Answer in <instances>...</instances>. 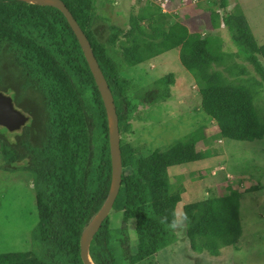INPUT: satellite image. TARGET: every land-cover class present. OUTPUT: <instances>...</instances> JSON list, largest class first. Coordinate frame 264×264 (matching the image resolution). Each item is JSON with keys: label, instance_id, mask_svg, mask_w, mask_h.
I'll return each instance as SVG.
<instances>
[{"label": "trees", "instance_id": "16d2710c", "mask_svg": "<svg viewBox=\"0 0 264 264\" xmlns=\"http://www.w3.org/2000/svg\"><path fill=\"white\" fill-rule=\"evenodd\" d=\"M189 1V0H187ZM87 37L114 99L119 132L130 127L129 116L144 95L133 93L121 71L173 49L181 66L205 92L202 112L212 119L222 139L253 142L264 138V108L259 89L264 69L258 45L239 7L210 12V29L225 26L235 52L224 50L214 34L191 32L155 5L144 3L125 27L96 28L94 0H62ZM148 21L147 30L141 22ZM126 34L124 43L119 36ZM251 65L260 80L249 75ZM172 74L161 77L155 99H167ZM0 92L28 117L19 132L1 127L2 169L26 172L33 181L38 222L32 247L0 254V264H82L80 235L103 204L110 186L111 164L105 109L80 45L63 14L48 6L0 0ZM206 138L197 128L164 149L139 154L120 141L121 186L112 210L124 223H135L136 248L131 254L126 226L112 228L109 215L94 235L89 256L94 264H136L176 240V206L180 185L167 169L217 154L196 151ZM180 183L181 177L177 178ZM176 183V182H175ZM258 187H255L256 190ZM218 196L206 191L186 203L181 219L192 251L218 256L242 236L239 193L231 188ZM251 191V190H249ZM34 243V245H33Z\"/></svg>", "mask_w": 264, "mask_h": 264}, {"label": "rangeland", "instance_id": "374dc122", "mask_svg": "<svg viewBox=\"0 0 264 264\" xmlns=\"http://www.w3.org/2000/svg\"><path fill=\"white\" fill-rule=\"evenodd\" d=\"M191 1L167 0L164 13L191 32L217 35L223 40L225 51L235 52L225 26L210 29V12L219 11L220 0ZM144 3L160 8L157 0H94L95 27L104 29L105 37L107 26L125 27L129 17ZM226 5L228 9L239 7L244 14L258 45L257 59L264 69V0H226ZM140 24L147 30L148 21ZM125 39L126 34L120 35L119 43H124ZM238 62L243 63L240 59ZM243 64L250 76L260 80L251 65ZM170 74L174 84L169 87V98L154 100L157 80ZM120 75L132 83L134 94L145 96L129 116L128 130L120 132V141L129 143L136 153L147 154L164 149L201 128L206 138L196 144V151L211 148L217 152L205 160L167 169L171 183L180 185L178 192L182 191L176 206V240L136 264H264V138L246 142L220 137L215 122L201 110V99L206 94L181 66L178 49L127 68ZM258 92L261 100L257 104L264 108V86ZM0 132L6 134L3 129ZM2 165L0 154V254L29 251L31 234L38 222L33 181L28 173L5 171ZM178 177H181L180 183H177ZM255 187L258 188L252 190ZM229 188L239 193L240 240L235 246L222 248L218 256L192 251L181 219L183 205L201 200L208 190L218 196L226 195ZM123 225L132 254L136 248L135 223L133 220L124 223L121 213L111 210L109 226Z\"/></svg>", "mask_w": 264, "mask_h": 264}, {"label": "water", "instance_id": "95a60500", "mask_svg": "<svg viewBox=\"0 0 264 264\" xmlns=\"http://www.w3.org/2000/svg\"><path fill=\"white\" fill-rule=\"evenodd\" d=\"M28 4L38 6H48L59 10L65 17L68 25L73 31L87 66L94 79L95 85L99 91L102 103L106 113L108 128V144L111 164L110 186L107 196L99 208L98 212L89 221L83 229L79 239V256L82 264H94L89 256V248L94 235L97 233L101 224L112 210L114 201L118 195L121 186L122 161L120 152V132L118 127V118L116 114L114 99L109 86L103 76L102 71L92 52L90 43L79 27L72 14L69 12L62 0H18ZM27 122V117L19 110L15 109L12 104V98L0 92V127L8 131H16Z\"/></svg>", "mask_w": 264, "mask_h": 264}, {"label": "built area", "instance_id": "2783aa9c", "mask_svg": "<svg viewBox=\"0 0 264 264\" xmlns=\"http://www.w3.org/2000/svg\"><path fill=\"white\" fill-rule=\"evenodd\" d=\"M185 2H187V0H185ZM191 2L194 3V2H196V0H192ZM166 3H167V0H157V4L161 8V11L163 13L165 12L164 7H165Z\"/></svg>", "mask_w": 264, "mask_h": 264}, {"label": "flooded vegetation", "instance_id": "af4514ba", "mask_svg": "<svg viewBox=\"0 0 264 264\" xmlns=\"http://www.w3.org/2000/svg\"><path fill=\"white\" fill-rule=\"evenodd\" d=\"M16 109V108H15ZM22 113V112H21ZM24 114V113H23ZM27 122H28V117H27ZM10 133H13V132H10Z\"/></svg>", "mask_w": 264, "mask_h": 264}]
</instances>
